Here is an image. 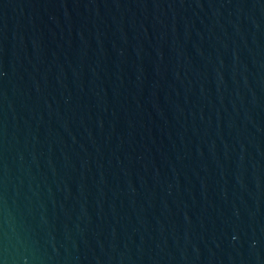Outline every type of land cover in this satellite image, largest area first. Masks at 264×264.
<instances>
[{"label": "water", "instance_id": "1", "mask_svg": "<svg viewBox=\"0 0 264 264\" xmlns=\"http://www.w3.org/2000/svg\"><path fill=\"white\" fill-rule=\"evenodd\" d=\"M0 264H264V0H0Z\"/></svg>", "mask_w": 264, "mask_h": 264}]
</instances>
